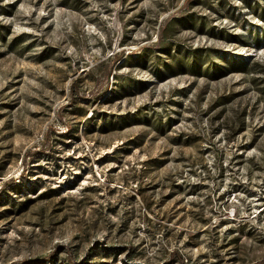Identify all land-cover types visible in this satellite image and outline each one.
<instances>
[{
  "label": "rangeland",
  "instance_id": "1",
  "mask_svg": "<svg viewBox=\"0 0 264 264\" xmlns=\"http://www.w3.org/2000/svg\"><path fill=\"white\" fill-rule=\"evenodd\" d=\"M37 259L264 264V0H0V264Z\"/></svg>",
  "mask_w": 264,
  "mask_h": 264
},
{
  "label": "trees",
  "instance_id": "2",
  "mask_svg": "<svg viewBox=\"0 0 264 264\" xmlns=\"http://www.w3.org/2000/svg\"><path fill=\"white\" fill-rule=\"evenodd\" d=\"M11 184H14V182L8 183L7 186H9ZM172 255H174V256H177V255L180 256L178 252H173ZM43 261H45V260L44 259H37L35 261L27 260V261H24V262H21V263L13 262L11 264H33V263H41ZM68 262H69V264H76L73 260H70Z\"/></svg>",
  "mask_w": 264,
  "mask_h": 264
}]
</instances>
